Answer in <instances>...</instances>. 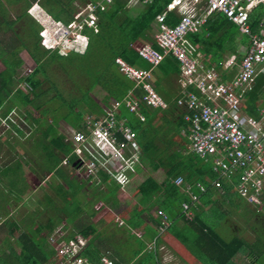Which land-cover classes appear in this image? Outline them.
<instances>
[{
  "label": "trees",
  "instance_id": "1",
  "mask_svg": "<svg viewBox=\"0 0 264 264\" xmlns=\"http://www.w3.org/2000/svg\"><path fill=\"white\" fill-rule=\"evenodd\" d=\"M39 1L41 2L27 0L26 11L6 23L7 28L13 29L14 32H9L7 38L1 40L10 58L2 59L4 54L0 53V59L5 65V69L0 72V127H12L17 139L21 138L25 131L17 123H13L12 115L25 117L31 129L28 136L30 138L36 134L35 124L50 111L58 115L61 109H65L67 114L75 115L78 121L83 122L88 114L106 115L103 107H109L112 100H117L122 103L117 120H125L126 125L136 133V140L142 151L136 173L131 176L129 184L108 187L103 203L91 215L93 223H77V230L70 231L68 239L77 236L88 239L89 243L82 254L94 263H101L103 257H108L115 264H162L159 250L164 246L171 249L175 256L186 264H264V203L261 212L256 213L236 192L240 182L239 176L224 178L216 169L215 157L210 161L215 167L212 164L206 169L204 164L207 158L202 159L193 152L186 151L187 142L181 129L188 131L189 136L190 131L184 108L179 107L177 103H171L166 109L154 108L143 99V92L140 88H135V82L118 70L116 59L119 57L131 65L141 66L140 61L144 60L140 57L139 50L149 38L148 33L152 30L157 16L165 11L172 0H152L148 4L141 1L131 13L128 12L127 0H115L106 10H97V31L88 27L84 29L83 34L89 41L86 53L72 52L66 56L60 55L58 51L46 50L42 46V28L28 13ZM75 12L73 9H66L59 14L61 16L52 11L49 13H53L55 19L69 24L77 19ZM263 14L264 5H261L251 15L254 31H257ZM2 19L0 17V20ZM180 19L176 11H170L166 23L175 26ZM23 20L24 30H30L31 35L35 37L33 45L30 44L31 40L29 43L24 42L15 28V25ZM2 26L4 25L0 21V27ZM27 36L30 37L28 34ZM191 37L195 44L201 46L202 52L212 55L214 60L219 62L224 54L237 53L238 38L243 44L249 41V37L242 36L238 27L220 13L213 14L202 32ZM153 45L159 48L156 43ZM23 49L28 50L36 67L30 75L20 77L18 81L30 83L32 90L13 88V77L23 65V61L18 58L20 50ZM53 65H58L72 84L69 98L64 96L59 84L51 77ZM179 65L176 58L169 55L158 69L163 71L165 76H169L179 73ZM46 82L47 88L44 87ZM97 86L106 92L102 101L104 106L92 96ZM125 100L138 102V110L131 111L126 107ZM243 107L251 117L261 118L264 109L263 74L257 77L252 88L243 96ZM32 110L40 112V117H34ZM139 114L145 119L141 120ZM54 130L51 127L42 138L54 142L62 154L68 156L71 143L66 142L67 136L64 135H58L52 141ZM2 139L0 138V153L11 143L8 139ZM74 159L75 157L70 160L71 164ZM23 161L21 158L15 160V156H10L3 164L4 167L7 165L8 169L5 172L0 169V174H15V166L17 169L21 168ZM75 168H78V164ZM100 177L101 184L108 185V174L103 173ZM178 177L183 179L181 184L177 183ZM198 180L208 187L213 182L219 185L217 187L223 190V199L217 200L216 206L211 199L209 187L203 196L208 210L203 212L202 208L196 209L192 205L194 215H191L184 211L183 203L191 202L190 192L192 189L196 190ZM10 197L11 194L8 199ZM8 199L0 196V203L4 204ZM122 203L125 208L119 210ZM229 205L240 211V223L252 231V240L237 234L236 231H232V234L225 238L221 235V222L225 220L227 213L222 209ZM153 210L156 211L155 214ZM81 211L78 208L69 214L70 223L78 219ZM114 212L118 214L115 215ZM180 221L183 222L182 226L179 225ZM215 223L217 225H214ZM54 227V223H50V232L53 231L48 233L50 235L44 244H48L49 237L55 231ZM49 244L52 246L50 242ZM150 244L154 247L151 248ZM34 246V243H25L24 250H31ZM37 247L43 250V245L37 243ZM50 248L53 254H47L46 259L56 254L54 247ZM244 257L251 260H245ZM29 260L27 257L26 261Z\"/></svg>",
  "mask_w": 264,
  "mask_h": 264
},
{
  "label": "built area",
  "instance_id": "2",
  "mask_svg": "<svg viewBox=\"0 0 264 264\" xmlns=\"http://www.w3.org/2000/svg\"><path fill=\"white\" fill-rule=\"evenodd\" d=\"M114 1H90L78 12L77 19L69 24L55 19L40 4H34L28 13L42 28V44L46 50L58 51L62 56L72 52L85 54L89 42L83 34L84 29L88 27L97 31V10H106ZM139 2L129 0L128 4ZM261 5H264V0H172L156 18L162 25L156 37L159 48L145 44L139 50L140 57L150 68H140L122 58L116 59L120 72L136 83L135 88L142 90L143 99L154 108L166 109L169 104L153 85L152 71L167 56L176 58L180 64L181 82L191 81L198 89V93L185 91L177 100V105L186 110L191 151L202 159L215 157L216 169L222 177L239 176V195L257 211L264 203V126L245 113L238 92L257 74L264 75V14L257 31L251 24V15ZM170 11H177L181 16L175 26L166 24ZM217 13L235 24L242 36L249 37V42L241 46L240 69L230 82H220L215 72L193 58L185 45L186 38L201 31L208 18ZM33 70L29 69L25 76ZM18 87L32 90L27 82L18 81ZM125 103L131 111L139 108L138 102L125 100ZM121 105V102L112 100L109 107H103L106 115H86L82 127L72 132L70 143L71 156L75 157L79 169L89 171L88 177L99 179L104 173L113 182L125 186L136 173L142 151L136 133L125 120H117ZM139 117L145 119L141 114ZM64 163L67 164L68 159ZM181 183L182 179H179L178 184ZM198 188L202 193L206 191L202 185ZM190 198L194 203L199 200L193 192H190ZM192 205L191 202L184 203V211L190 214ZM49 242L56 252L52 264H115L108 257H103L101 263L89 261L82 254L88 239L82 236L68 239V230H57L49 237Z\"/></svg>",
  "mask_w": 264,
  "mask_h": 264
},
{
  "label": "crops",
  "instance_id": "3",
  "mask_svg": "<svg viewBox=\"0 0 264 264\" xmlns=\"http://www.w3.org/2000/svg\"><path fill=\"white\" fill-rule=\"evenodd\" d=\"M141 1L144 4H148L151 2H144V0H140V2ZM85 2L87 4L90 2V0H41V2L39 1V3L35 4H40L48 12L52 11L56 13V15L61 16L59 14H62L66 9H73L76 11L75 13L78 14V12L83 7H85ZM128 2L129 0H127L129 13L136 9L140 4L139 2L137 4L129 6ZM26 5L27 0H0V17L14 20L17 17H20L26 11ZM140 7H143V5H140ZM177 14L179 15L178 12ZM51 15L54 17L53 13H51ZM22 24L25 25L24 20L16 24V28L18 25L17 29L20 34L21 32L19 31V28L24 29L25 27L22 26ZM204 26L198 33L202 32ZM161 29L162 25L157 20H155L152 25V30L148 33L149 38L144 43H156V37ZM191 35H189L185 40V45L190 55L202 62L207 69H212L217 75V78L220 82H230L236 76L240 69V65L242 62V56L240 54L241 46L246 45L247 43L243 44L242 42H240V38H238L236 40L237 53H226L224 54L223 59L219 62L215 61L212 55H207L202 52L201 46L199 47L194 43ZM140 62L142 66H140V68H150V65H148V63H146L145 61ZM158 67L153 69L151 81L156 87L157 91L158 89L161 90V92H158L163 96V98L169 105L171 103H177V100L187 90L198 93L196 85L191 81H188L186 84H183V82H181V70L177 74L165 76L164 72L159 70ZM259 75L260 74H257L255 77H253V79H251V81L241 91L238 92L242 106L243 96L252 88ZM17 76L18 72L13 77V86L15 81H18L20 78V75L18 77ZM96 92L99 93V101H101V103H99L104 106L102 101H104L105 99L106 92H104L103 89L102 91L96 90ZM32 114L36 118L40 117V112H38L37 110H32ZM66 114V112L62 113L60 111L58 115H56L53 111H50L46 117H44L42 120L40 119L39 123L35 124L36 128L34 132H36V134L31 136L30 138H26L24 136L26 139L18 138V141L15 139V143L6 145L0 153V159H3V163L0 161V169L4 172L8 169V166L6 165L4 167L3 164H5L7 158H9L10 156H15V160L19 158L24 160L21 168L17 169V167L15 166V174H13L14 172H10V174H0V195H6L8 189V194H11L12 196L4 204L0 203L1 264H51L56 258V254L50 259H46V255L53 254V251L50 250V247L52 246L49 244V242L48 244H44V241L48 239V235H50L48 233H51L53 231L52 230L50 232V223H54L55 231L61 228H67V230H69L73 226V224L76 225L81 216L88 211V205H91L90 210H92V212H90V218H92L91 215L93 214V212L101 205L100 204L96 207L93 206L97 198H95L94 200V196H92V193H94V189H98V187L93 188V184L91 185V188L93 189L90 190L88 188V190L86 188L87 184L85 185L86 180L88 181V184H92L94 178L84 176L78 171H76L75 173L72 168L75 169L76 159L72 160V164L70 162V160L74 158V156H71V153L68 156H64L60 148H58L57 145L53 144L54 142L52 143L51 141L42 138L43 134L52 127L53 129H55L54 131L57 132V136H67L66 142L69 143L72 132L80 129L83 125V122L82 120L79 122L76 121L74 125H71L70 123H67L68 121L65 118ZM261 114L262 115L260 119H255L264 126V109H262ZM247 115L250 116L249 114ZM61 126H65L66 131H63V128ZM181 131L183 137H185V141L187 142V144L185 143V147L187 148L186 151L192 152L189 132L185 131L184 128H182ZM55 137L56 136L51 135V140L53 141ZM65 159H68L67 164L64 163ZM212 159L213 158L206 159V163L204 164L206 169L209 168L212 164L215 167V164L210 162L212 161ZM179 179L182 178L178 177L176 180ZM99 181H101V177ZM110 183L115 182L110 179L108 185ZM198 185L204 186L206 188V191L204 193L200 192ZM217 186L219 185L214 184V182L209 185L211 189V199L216 204V206H218L217 200L220 201L223 199V190L219 189ZM209 187L203 184L202 181L198 180L196 183V190L192 189V192L194 194L199 195V200L196 203L191 201V204H193L196 209L202 208L203 212L205 210H208L207 203L205 202L203 196L205 193H207ZM90 191L91 193H89ZM236 192L238 193L237 187ZM64 196H66L67 198L66 202H64V199L62 198ZM85 196L88 198L86 202L84 201ZM238 202L241 203L240 200H238ZM245 204L249 205L248 203ZM78 208L82 210L80 216L78 217V219H76V221L70 223L69 214ZM212 210H214V208ZM222 210L226 211L227 213L226 217L223 216L225 220L222 221L221 224L229 226L228 221H230L232 225L235 217L238 218L239 223L241 222L242 219L241 214H239L240 211H238L236 208L234 209L229 205L223 207ZM190 214L194 215V211L191 210ZM92 223L93 219L90 224ZM179 225L182 226L183 222L180 221ZM72 232L75 231L73 230ZM25 243H34L35 246L32 247L31 250H24ZM37 243L39 245H43V250L45 249V251L40 250L37 247ZM165 248L169 249L167 247ZM172 254H169L170 258H173L169 263H184L177 256H175L173 251ZM27 257L30 259L29 261H26ZM165 257L167 261L168 255ZM162 259V264H166V262H163Z\"/></svg>",
  "mask_w": 264,
  "mask_h": 264
},
{
  "label": "rangeland",
  "instance_id": "4",
  "mask_svg": "<svg viewBox=\"0 0 264 264\" xmlns=\"http://www.w3.org/2000/svg\"><path fill=\"white\" fill-rule=\"evenodd\" d=\"M5 15H8V14H5ZM4 15V16H5ZM3 16V17H4ZM0 21H2V25H4V26H2V27H0V53H2L3 52V54H4V56L2 57V59H4V58H10V55H9V53H7L6 51H5V45H3V43H2V41L1 40H3V39H6L7 37H6V35L10 32V33H13L14 31H13V29H8L7 27V22H9V21H11V19H7V18H3L2 20H0ZM15 28H16V25H15ZM17 28H18V25H17ZM17 31H18V29H17ZM19 31L21 32V39L25 42H28L29 43V41L31 40V42H30V44L31 45H33L34 43H35V37H34V35H31V33H30V30H24V29H21V28H19ZM27 34L30 36L29 38H28V36H27ZM27 47H29L28 46V44H27ZM13 50V49H12ZM18 58H20L22 61H23V65L20 67V69H19V71H18V76L20 75V77L22 76H25L26 75V73H27V71L29 70V69H35V67H36V65H35V63H34V61H33V59L31 58V56L29 55V53H28V50L27 49H23V50H20V52H19V54H18ZM2 59H0V72L2 71V70H4L5 69V65H4V63H3V60ZM9 60H11V59H9ZM11 62V61H10ZM12 63V62H11ZM51 70H53L52 72H53V74H52V79L54 80V82L56 83H58L59 84V86L61 87V89L63 90V92H64V96L65 97H67V98H69L70 97V91H69V89H70V87H71V82L67 79V77L65 76V74L61 71V69L59 68V66L58 65H53L52 66V68H51ZM119 70V69H118ZM17 76V77H18ZM96 76H98V74H96ZM16 79H18V78H16ZM136 84V83H135ZM18 85V81L16 80L15 81V83H14V86H13V88L14 89H16V86ZM47 86H48V84H47V82L44 84V87L45 88H47ZM95 90H100V91H102V88L101 87H99V86H97V87H95ZM94 90V92L92 93V96L93 97H95V99H97V102H101V101H99L100 100V97H99V93L98 92H96ZM158 91H160L161 92V90H159L158 89ZM103 97V96H102ZM61 112L62 113H64V112H66V110L65 109H61ZM35 113V112H34ZM67 113V112H66ZM24 122H21L20 121V119ZM66 119H67V123H70L71 125H74L75 123H76V121H78L77 120V118H76V116L75 115H69V114H66V117H65ZM12 120L14 121L13 123L15 124V121L19 124V125H21V127L24 129V131H25V134L26 135H28L29 133H30V127L28 126V123H26V120H25V117H22V116H18V115H12ZM79 122V121H78ZM9 126V125H8ZM5 125L3 126V127H0V138L2 139H8L11 143H15V139L17 140V138H15L16 136H15V130L12 128V127H10V128H8V127H5ZM62 128H63V131H66L65 130V126H61ZM7 129V130H6ZM52 135L53 136H56L57 137V132H52ZM25 135H22L21 136V139H24L25 137H24ZM26 138H28V137H26ZM25 138V139H26ZM185 138V137H184ZM2 139V140H3ZM18 141V140H17ZM16 141V142H17ZM0 161L3 163V159H0ZM72 170H74V172L76 173V171H78V172H80V174H83L84 176H88V173H89V171L88 170H86V169H84V168H75V169H73L72 168ZM100 180V178L99 179H94L93 180V182H92V184H88V181L86 180L85 181V185H86V188L88 189H90V190H92L94 187H98V189H94L93 191H94V193H92V196H94V200H95V198H97L96 200H95V202H94V205L93 206H99L100 204H102L103 203V198H104V196H105V193L107 192V188L109 187V186H112V187H115L116 186V183H110L109 185H108V187H107V185H103V184H101V181H99ZM94 184V185H93ZM91 185H93V188H91ZM88 189V190H89ZM98 192V193H97ZM9 193V190L7 189V193H6V195H0L1 197H4L5 199H8V194ZM89 193H91V191L89 192ZM63 199H64V202H66V196H64V197H62ZM88 200V198L85 196L84 197V201L86 202ZM90 201V200H89ZM88 201V202H89ZM91 206V205H90ZM90 206L88 205V211L87 212H85L82 216H81V218L79 219V221H78V223H80V224H84V225H88V224H90L91 222H92V218H90V212H92V210H90ZM248 207H250L251 209H252V207L251 206H249L248 205ZM108 208H109V206H108ZM125 208V204L124 203H122V205L120 206V208H119V210H123ZM93 209V208H92ZM109 209H112V208H109ZM90 210V211H89ZM113 210V209H112ZM154 214L156 213V211H152ZM255 212L256 213H259V212H261V210L260 211H257V210H255ZM115 213V215L116 214H118V212H114ZM233 220V219H232ZM107 222H109V220H107ZM229 222V226L227 225H225V224H222L221 225V228H220V233H221V235L225 238V237H228V235H230V234H232L231 232L232 231H236L237 232V234H240V235H242L243 237H245V238H247V239H249V240H252L253 238H254V236H253V234H252V231H250V230H248V228H246L245 227V225H243V224H241V223H239L238 222V218H234V220H233V222H232V225H231V222L230 221H228ZM234 224H236V225H234ZM214 225H217L216 223L214 224ZM224 225V226H223ZM74 226H76V225H74L73 224V226L68 230V232L69 231H75V230H77ZM226 226V227H225ZM227 239V238H226ZM150 247L151 248H153L154 246L153 245H151L150 244ZM160 252V257H161V259L163 260V262H166V264H171V263H169L173 258H170V253L172 254V251L170 250V249H166L164 246H162L161 248H160V250H159ZM168 255V259H167V261H166V257L165 256H167ZM173 255V254H172ZM245 258V260H251V259H248L247 257H244ZM56 259V258H55ZM54 259V260H55ZM170 259V260H169ZM54 262V261H53ZM52 264V263H51Z\"/></svg>",
  "mask_w": 264,
  "mask_h": 264
},
{
  "label": "clouds",
  "instance_id": "5",
  "mask_svg": "<svg viewBox=\"0 0 264 264\" xmlns=\"http://www.w3.org/2000/svg\"><path fill=\"white\" fill-rule=\"evenodd\" d=\"M30 17H31V16H30ZM31 18H32V17H31ZM32 19H33V18H32ZM33 20H34V19H33ZM34 21H35V20H34ZM35 22H36V21H35ZM36 23H37V22H36ZM37 24H38V23H37ZM39 26H40V25H39ZM40 27H41V26H40ZM41 31H42V30H41ZM41 39H42V38H41ZM87 40H88V39H87ZM88 42H89V41H88ZM42 46H43V44H42ZM43 47H44V46H43ZM88 47H89V45H88ZM44 49H45V48H44ZM69 54H70V53H69ZM70 153H71V152H70ZM76 165H77V164H76ZM177 183H178V180H177ZM125 186H126V185H125ZM185 203H186V202H185ZM183 209H184V208H183ZM61 229H63V228H61ZM56 231H57V230H56ZM56 231H55V232H56ZM77 237H78V236H77ZM77 237H76V238H77ZM82 237H83V236H82ZM88 241H89V240H88ZM180 264H181V263H180Z\"/></svg>",
  "mask_w": 264,
  "mask_h": 264
},
{
  "label": "water",
  "instance_id": "6",
  "mask_svg": "<svg viewBox=\"0 0 264 264\" xmlns=\"http://www.w3.org/2000/svg\"><path fill=\"white\" fill-rule=\"evenodd\" d=\"M75 164H77V163H75Z\"/></svg>",
  "mask_w": 264,
  "mask_h": 264
}]
</instances>
